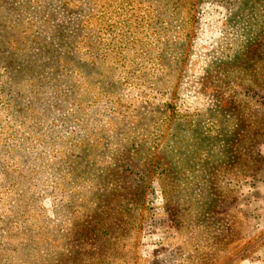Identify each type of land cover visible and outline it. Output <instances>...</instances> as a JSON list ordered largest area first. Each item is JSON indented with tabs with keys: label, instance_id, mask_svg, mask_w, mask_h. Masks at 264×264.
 Segmentation results:
<instances>
[{
	"label": "rangeland",
	"instance_id": "obj_1",
	"mask_svg": "<svg viewBox=\"0 0 264 264\" xmlns=\"http://www.w3.org/2000/svg\"><path fill=\"white\" fill-rule=\"evenodd\" d=\"M0 264H264V0H0Z\"/></svg>",
	"mask_w": 264,
	"mask_h": 264
}]
</instances>
